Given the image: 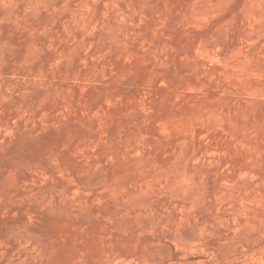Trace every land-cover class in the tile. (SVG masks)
<instances>
[{"label": "rangeland", "instance_id": "rangeland-1", "mask_svg": "<svg viewBox=\"0 0 264 264\" xmlns=\"http://www.w3.org/2000/svg\"><path fill=\"white\" fill-rule=\"evenodd\" d=\"M0 264H264V0H0Z\"/></svg>", "mask_w": 264, "mask_h": 264}]
</instances>
